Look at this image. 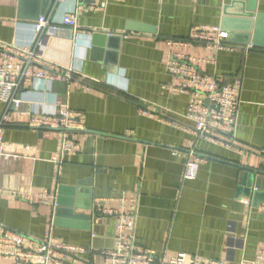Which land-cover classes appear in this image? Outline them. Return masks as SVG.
<instances>
[{
	"label": "crops",
	"instance_id": "obj_1",
	"mask_svg": "<svg viewBox=\"0 0 264 264\" xmlns=\"http://www.w3.org/2000/svg\"><path fill=\"white\" fill-rule=\"evenodd\" d=\"M39 8L40 0H0V42L29 47ZM241 8L254 15L248 31H227L231 48L210 54L201 44H171L196 26L221 27L225 12ZM68 12L77 27L49 37L44 64L32 66L44 77L30 76L19 106L9 107L0 225L25 235L24 247L49 232L82 249L62 264H107L100 251L112 246L113 226L91 215L92 202L123 194L137 197L138 248L158 260L179 252L224 264L252 260L264 249V0H56L45 15L61 28ZM174 51L198 60L194 68L220 85L240 79L236 146L192 131L185 113L194 94L173 92L180 81L165 69ZM4 108L0 102V115ZM60 109L81 115L84 137L56 175L59 130L39 120ZM189 149L203 158L192 180L182 177Z\"/></svg>",
	"mask_w": 264,
	"mask_h": 264
},
{
	"label": "built area",
	"instance_id": "obj_2",
	"mask_svg": "<svg viewBox=\"0 0 264 264\" xmlns=\"http://www.w3.org/2000/svg\"><path fill=\"white\" fill-rule=\"evenodd\" d=\"M61 26L63 27L60 28L50 21L47 15H41L33 23L34 38L29 47L18 48L0 42V102L5 105L0 115V155L4 154L8 147L4 142L3 133L8 122L9 107L19 106V91L30 76L44 77L42 71L33 72L32 66L44 64L41 52L50 36L64 27L71 29L77 27L76 13L64 14ZM227 39L228 33L219 26H196L187 39L171 41V44L184 47L201 44L210 54H214L232 47ZM15 59L20 60L22 65L20 71L13 65ZM197 62L198 60L175 51L168 55L165 69L172 78L180 81V90L175 89L173 92L189 89L194 94L188 103L185 117L191 122L192 131L198 137L216 140L227 147L236 146L234 130L240 106V79L220 85L215 77L195 69L194 64ZM66 77L70 78L69 72H66ZM141 113L152 115L147 110H142ZM39 122L41 125L59 130L56 136L59 145L51 158L55 174L58 175L64 156L79 150L77 138L84 137L83 119L78 112L60 109L53 112L50 117L40 119ZM216 133L221 134L222 139H216ZM46 135L49 136V133ZM186 156L182 177L192 180L196 177L203 158L191 149ZM114 201L118 202L117 206H113ZM259 209L264 212V204L260 205ZM91 215L97 220L108 219L112 222V246L100 251L107 264H224L218 260H201L182 252L164 263L156 258L152 250H140L136 244L135 234L136 196L127 197L122 194L116 199L94 198ZM25 238L22 233L0 225V258L14 257L19 264H62L67 256L82 250L78 246L59 241L49 232L37 240L36 245L24 247ZM240 264H264V249L257 251L252 260Z\"/></svg>",
	"mask_w": 264,
	"mask_h": 264
},
{
	"label": "water",
	"instance_id": "obj_3",
	"mask_svg": "<svg viewBox=\"0 0 264 264\" xmlns=\"http://www.w3.org/2000/svg\"><path fill=\"white\" fill-rule=\"evenodd\" d=\"M56 0H40L41 8H39V14L45 15L47 9L51 8L55 4ZM248 11H250L248 9ZM233 15V16H232ZM254 14L251 12H246L243 8L240 11H235L233 13L225 12V17L222 19L221 29L227 31H248L251 26V18ZM229 33V32H228ZM234 36L228 34V38L231 40ZM245 37V36H244ZM246 39L244 43H246Z\"/></svg>",
	"mask_w": 264,
	"mask_h": 264
}]
</instances>
